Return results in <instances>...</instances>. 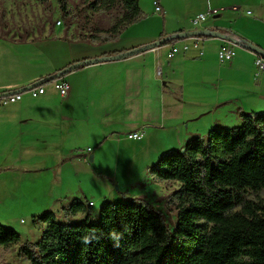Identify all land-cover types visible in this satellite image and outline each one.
<instances>
[{
	"label": "crops",
	"instance_id": "1",
	"mask_svg": "<svg viewBox=\"0 0 264 264\" xmlns=\"http://www.w3.org/2000/svg\"><path fill=\"white\" fill-rule=\"evenodd\" d=\"M260 4L262 10L264 4ZM163 9L161 29L134 32V23L115 40L103 43L64 38L60 29L38 40L0 36V94L21 89L74 62L132 50L159 40L162 33L166 37L193 30L192 20L178 21L169 4ZM240 14L231 9L224 16L221 12L204 24L205 29H217L264 50L259 37L232 30L230 23L244 18ZM259 19L263 21L251 24L264 25V11ZM222 42L219 37L208 38L202 55L192 49L169 59L166 45L93 63L63 76L70 84L66 96L48 84L38 97L26 92L19 101L0 102V175H23L18 183L6 179V187L20 193L6 202L14 206L27 203L29 196L22 192L37 189L44 173L30 177L25 172L35 165H53L61 156L76 157V149L84 142L78 136L97 145L88 147L94 162L100 159L98 153L105 150L113 129L145 126L146 133L160 140L163 155L183 148L194 137H205L223 123H239L240 113H264V72H256L255 53L238 46L234 58L222 63L218 57ZM95 170L102 174L104 167L97 165Z\"/></svg>",
	"mask_w": 264,
	"mask_h": 264
},
{
	"label": "trees",
	"instance_id": "2",
	"mask_svg": "<svg viewBox=\"0 0 264 264\" xmlns=\"http://www.w3.org/2000/svg\"><path fill=\"white\" fill-rule=\"evenodd\" d=\"M88 1L94 11L118 13V18L107 28L108 37L88 33L83 41L114 40L144 18L140 0ZM155 1L163 13L161 0ZM59 5L69 30L68 1ZM123 52L81 60L85 64L71 71ZM240 118L241 126L213 128L162 155L156 178L180 184L174 192V227L146 200L105 203L98 222L90 213L76 222L46 212L36 217L47 226L41 239L21 244V255L31 264H264V113H240ZM86 209L79 202L70 207L74 215ZM21 240L17 230L0 223V246Z\"/></svg>",
	"mask_w": 264,
	"mask_h": 264
},
{
	"label": "rangeland",
	"instance_id": "3",
	"mask_svg": "<svg viewBox=\"0 0 264 264\" xmlns=\"http://www.w3.org/2000/svg\"><path fill=\"white\" fill-rule=\"evenodd\" d=\"M67 1L68 18L72 24L69 30L64 28L59 0H0V36L12 40H38L54 36L56 29L61 30L64 38L72 40H81L88 33H95L100 38L109 36L107 28L116 23L118 13L96 12L90 7L88 0ZM260 2L264 4V0H164L160 3L162 8L169 4L178 21L189 23L209 6L220 8L223 16L230 9L239 8L240 15L244 18H239L238 22L237 19L232 21V30L249 32L264 42V25L251 24L254 20L263 21L259 19L260 12L264 11V6L261 10ZM140 6L144 18L135 23L134 32L148 33L161 29L165 23L164 13L155 12L154 0H140ZM249 11L253 13L252 16H247ZM50 82L43 85H55L53 81ZM242 123V120L239 123L228 122L220 127H237ZM138 129L139 127L113 129L106 140L105 150L98 153L100 159L95 160L96 162L90 161L92 151H88V147L96 148L97 145L90 144L87 137L78 136L84 142L81 143V149H76V157L61 156L60 159H54L53 165L29 167V172L25 173L30 177L44 173L41 178L43 182L37 189L27 188L22 192L24 196H29L28 202L22 206L6 202L20 193H14L5 183L6 179H13L18 183L23 175L10 172L0 175V223L17 230L22 237L20 243L0 246V264H31L21 255L20 245L41 239L47 226L36 221V217L46 212H54L61 221L73 218L76 222H82L90 213V220L98 222L105 203H140L141 200H146L162 211L168 223L174 227L178 215L174 192L180 188V184L156 178L155 168L162 156L161 142L146 131L141 140L128 137ZM85 156L88 157L87 161ZM97 165L104 167L102 174L95 170ZM260 195L264 198V190ZM90 201H93V205L89 204ZM75 202L85 203L86 211L74 215L70 207Z\"/></svg>",
	"mask_w": 264,
	"mask_h": 264
},
{
	"label": "built area",
	"instance_id": "4",
	"mask_svg": "<svg viewBox=\"0 0 264 264\" xmlns=\"http://www.w3.org/2000/svg\"><path fill=\"white\" fill-rule=\"evenodd\" d=\"M156 12L161 13V8L157 6L156 1ZM239 11V8L235 9ZM222 10L216 7H208L205 12H201L197 14L192 19L193 30H201L205 29L204 24L214 16L220 14ZM251 12L249 11L248 14ZM231 38L223 39L222 45L219 48L218 57L220 62L226 63L230 62L235 54H236V47H246L245 43L246 40L242 38L235 37L233 35H228ZM213 36L210 35H200V36H193L187 38L177 39L175 42L168 45L167 57L169 59L175 57L177 54L180 53H188L192 49H196L200 55L204 53V43L208 38ZM249 49V48H248ZM255 67L257 74L264 72V56L258 52H255ZM56 89L60 92L62 96L68 95L70 91V84L66 81L63 77L53 80ZM30 93L33 97H38L45 92L44 85H38L31 89H28L23 92H8V93H1L0 94V102L3 104L13 103L19 101L24 93ZM146 127L142 126L137 131L132 132L128 135L129 138L134 140H141L145 136ZM91 151V149H88ZM90 205H93V201H90Z\"/></svg>",
	"mask_w": 264,
	"mask_h": 264
},
{
	"label": "water",
	"instance_id": "5",
	"mask_svg": "<svg viewBox=\"0 0 264 264\" xmlns=\"http://www.w3.org/2000/svg\"><path fill=\"white\" fill-rule=\"evenodd\" d=\"M200 35H210V36L219 37V38H222V39L231 38L230 36L225 35L224 33H221L218 30H212V29L187 30V31H182V32H178V33L163 37L162 39L156 40V41H154V42H152L150 44H147V45H144V46H141V47H138V48H134L132 50L125 51L123 53H120L118 55L110 57V59L126 58V57H129L131 55H134V54H137V53H141V52H144V51L159 47V46L165 44L168 41L177 40V39H181V38H187V37H193V36H200ZM245 45L250 50L258 52V53H260V54H262L264 56V50L260 46L254 44L252 42H249L247 40H246ZM83 64H85V62H83V61L77 62L75 64L70 65L69 67H65L64 69H61L57 73L52 74V75L46 77L45 79L37 80L34 83H31L30 85H27V86H25V87H23L21 89H18V90H15V91H11V92H23V91L31 89V88H33L35 86L43 85L44 83H46L48 81H51V80L53 81L55 79H58L60 77L65 76L72 69L77 68V67H79V66H81Z\"/></svg>",
	"mask_w": 264,
	"mask_h": 264
}]
</instances>
